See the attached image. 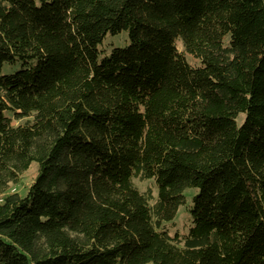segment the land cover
<instances>
[{"label":"trees","instance_id":"trees-1","mask_svg":"<svg viewBox=\"0 0 264 264\" xmlns=\"http://www.w3.org/2000/svg\"><path fill=\"white\" fill-rule=\"evenodd\" d=\"M4 66L0 264H264V0H0Z\"/></svg>","mask_w":264,"mask_h":264},{"label":"rangeland","instance_id":"rangeland-1","mask_svg":"<svg viewBox=\"0 0 264 264\" xmlns=\"http://www.w3.org/2000/svg\"><path fill=\"white\" fill-rule=\"evenodd\" d=\"M127 44H128L127 35L125 32H122V33L115 35V36H110V35L106 36L103 39V42L100 45V48L103 47L104 54L109 55L113 48L124 47ZM177 46L180 50L182 49L180 42H177ZM185 59H186L187 63L192 67H196L199 65V63L197 61H195L194 59H192L188 55L185 56ZM18 69H19L18 66H15V67L4 66L1 69L0 73L1 74L13 73V72L17 71ZM242 118H243V116L239 117V119L237 120L238 124L241 123ZM26 122H27V119H18V120H13L12 124L13 125H20V124H24ZM36 171H37V165H36V163H32L30 165V167L28 168V170L22 175L20 182L17 185L11 186L9 188V190L7 191V193H9V194L15 193V194H18L19 196H23L26 193L29 185L33 181V178L36 175ZM133 185L141 194H143V195L150 194L152 196L153 200H155V198L157 196V188H156L153 180L141 181L138 179H134ZM196 191L197 190L195 188L186 189L184 191L185 204L179 206L177 213L174 217L172 225H170V224L167 225L170 235H173L175 232L179 233L180 235L187 233V231L191 225L189 208H190L191 203H192L191 202L192 197L196 194ZM1 197L2 196H0V198Z\"/></svg>","mask_w":264,"mask_h":264}]
</instances>
